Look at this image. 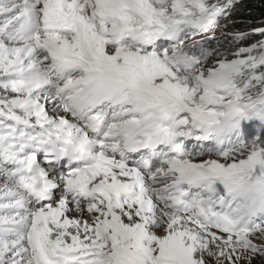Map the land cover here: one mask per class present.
I'll use <instances>...</instances> for the list:
<instances>
[{
  "label": "snow or ice",
  "instance_id": "snow-or-ice-1",
  "mask_svg": "<svg viewBox=\"0 0 264 264\" xmlns=\"http://www.w3.org/2000/svg\"><path fill=\"white\" fill-rule=\"evenodd\" d=\"M237 4L0 0V264H264V27L225 31Z\"/></svg>",
  "mask_w": 264,
  "mask_h": 264
},
{
  "label": "trees",
  "instance_id": "trees-1",
  "mask_svg": "<svg viewBox=\"0 0 264 264\" xmlns=\"http://www.w3.org/2000/svg\"><path fill=\"white\" fill-rule=\"evenodd\" d=\"M229 28L234 31L248 32L252 27H264V0H238V4L231 14ZM250 40L264 39L253 36Z\"/></svg>",
  "mask_w": 264,
  "mask_h": 264
},
{
  "label": "rangeland",
  "instance_id": "rangeland-1",
  "mask_svg": "<svg viewBox=\"0 0 264 264\" xmlns=\"http://www.w3.org/2000/svg\"><path fill=\"white\" fill-rule=\"evenodd\" d=\"M223 23V22H222ZM225 31H227V32H234V31H232L230 28H228V29H225ZM221 33L218 31L217 32V35L219 36Z\"/></svg>",
  "mask_w": 264,
  "mask_h": 264
}]
</instances>
